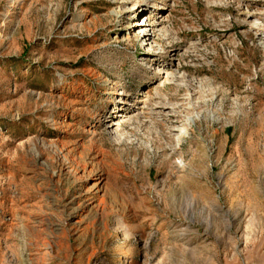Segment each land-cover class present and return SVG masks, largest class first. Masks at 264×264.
I'll use <instances>...</instances> for the list:
<instances>
[{
  "label": "rangeland",
  "instance_id": "1",
  "mask_svg": "<svg viewBox=\"0 0 264 264\" xmlns=\"http://www.w3.org/2000/svg\"><path fill=\"white\" fill-rule=\"evenodd\" d=\"M134 1L0 0V264H264V0Z\"/></svg>",
  "mask_w": 264,
  "mask_h": 264
},
{
  "label": "bare ground",
  "instance_id": "2",
  "mask_svg": "<svg viewBox=\"0 0 264 264\" xmlns=\"http://www.w3.org/2000/svg\"><path fill=\"white\" fill-rule=\"evenodd\" d=\"M149 3V0H138V1H134V5L133 7L137 9H143L144 6H147V4ZM153 29V28H152ZM185 134L184 133V137H185ZM84 180V179H83ZM82 180V181H83ZM95 181H97V184L94 186V190H97V192H99L101 190V185H102V181L100 178H97L95 179ZM186 194V193H185Z\"/></svg>",
  "mask_w": 264,
  "mask_h": 264
}]
</instances>
